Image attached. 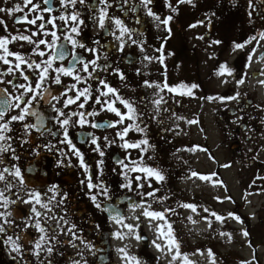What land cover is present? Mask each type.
Returning <instances> with one entry per match:
<instances>
[{"label":"flooded vegetation","instance_id":"1","mask_svg":"<svg viewBox=\"0 0 264 264\" xmlns=\"http://www.w3.org/2000/svg\"><path fill=\"white\" fill-rule=\"evenodd\" d=\"M65 3L67 8L51 0L49 12L43 0H32L40 6L33 12L24 0H0L6 9L0 12V39L10 41L13 53L6 57L9 64L0 62V73L12 69L0 75V111L5 113L0 125L7 122L9 128L0 133L5 137L0 148L6 149L0 151V240L9 256L17 264H163L154 252L153 228L158 227L175 260L187 264L202 242L183 254L185 229L205 222L199 236L213 230L210 237L217 243L221 233L234 234L237 220L245 226L238 233L250 239L255 257L246 261L229 255L225 261L263 264L254 244L262 233L263 207L256 215L242 211L249 209L250 195H264V102L249 96L252 80H261L254 90L264 87V0ZM16 6L22 11L8 15ZM25 18L36 24L15 22ZM18 36L34 43L11 39ZM40 40L46 43L36 48ZM15 55L33 67L22 63L17 70ZM44 61L51 66L41 81ZM225 79L226 106L217 103ZM28 87L34 91L24 95ZM78 92L83 93L79 98ZM18 96L35 99L26 106ZM209 98L215 124L225 135L213 148L203 127V103ZM25 107L35 115L12 121ZM223 150L227 159L220 163L217 154ZM204 155L214 168L210 172L204 171ZM154 172L164 180L157 181ZM224 173L239 180L244 198L240 205L229 195L220 212L202 184L220 179L232 194ZM213 252L218 256L215 247Z\"/></svg>","mask_w":264,"mask_h":264},{"label":"rangeland","instance_id":"2","mask_svg":"<svg viewBox=\"0 0 264 264\" xmlns=\"http://www.w3.org/2000/svg\"><path fill=\"white\" fill-rule=\"evenodd\" d=\"M261 80L258 81H251V85H256ZM223 83V84H222ZM226 79L221 82L220 91H219V98L217 103H223L224 106H226V103L229 101L227 98V91L225 84ZM251 86V90L249 93L250 98L255 99L258 103L264 102V87L260 86L257 87L256 90L253 89ZM232 95V93H230ZM221 96H224V99L221 98ZM215 110L213 107V102L209 99H207L203 103V127L206 129L207 134L209 136L208 142L210 147H215V145L220 142V140L223 139L222 136H225L224 133L221 131V128L218 127L215 122ZM252 134V133H251ZM248 135V134H245ZM264 141V140H263ZM264 144V143H263ZM227 159V151L223 150L220 151L217 154V160L220 163L226 162ZM207 158L204 155V163L203 168L205 172H210L214 168L210 161L208 164L206 163ZM207 173H204V176H206ZM226 184L228 187L230 185L232 186V194H230V190H226L227 188H224V186L221 184V180L218 181L213 180L211 178L206 179L203 181L202 187H203V193L205 196L215 198V201L218 205V209L220 212H224L226 209V206L224 205V201L229 197V195L233 196L235 200L242 205L243 203V190L240 187V183L238 179H231L230 180V174L224 173L223 174ZM233 183V184H231ZM242 184V183H241ZM229 189V188H228ZM264 202V195L260 193H253L250 195V197L247 199L246 208L248 210L242 211L244 213H249L251 215L258 212L259 207H263ZM256 206V208L254 207ZM261 210L262 217L264 218V210ZM254 224H258L259 219L257 217L254 218ZM202 228H207V223H202ZM191 229L187 228L185 231H183V234L181 235V239L185 240L187 244H184L185 247H183V254H190L191 247L195 245V248L202 242V250L200 248H197L196 253L194 252L190 260L187 264H232L230 262L225 261V259H230L229 255H232L231 258L234 260H246L250 261L255 257L254 249L249 247L250 239L245 234L238 233L239 229H242V232L245 229V226L241 225L239 221L235 220V232H223L217 237L218 242L216 243L214 240V237H210V234L213 232L211 230L209 233H206V235L199 236L198 228ZM159 228L154 227L153 233L158 238V241L156 243V249L154 250L155 254L159 256L163 264H182L181 262H177L176 259V252H172V245H169L168 248H166V243L163 239L160 238ZM255 245L258 248L257 252V258L264 264V219L262 224V233L261 235H258V239H255ZM208 246V247H206ZM213 247L217 250L218 256L215 255L213 252ZM185 252V253H184ZM211 254V255H209ZM175 257V259H174ZM189 259V257H187ZM177 262V263H176ZM234 264V263H233Z\"/></svg>","mask_w":264,"mask_h":264},{"label":"snow or ice","instance_id":"3","mask_svg":"<svg viewBox=\"0 0 264 264\" xmlns=\"http://www.w3.org/2000/svg\"><path fill=\"white\" fill-rule=\"evenodd\" d=\"M7 2H8V0H5V3H7ZM43 2H44L45 5H49V7H48L46 10L49 11V12H51V11H52V9H51V7H50V2H51V0H43ZM70 2H71L72 5H75V3L77 2V0H70ZM144 2H145V4H147V3L150 2V0H144ZM80 3H83V0H80ZM180 3H191V0H180ZM30 4H32V0H24V5H25V7H27V6L30 5ZM60 4H61L62 7H65V8H67V6H68V5L65 3V0H60ZM39 7H40L39 5L32 4L31 11L34 12V11H36ZM5 11H6V9H4V8H0V12H5ZM20 11H22V9H21L19 6H16L12 11H9V12H8V15H12L13 12H20ZM148 14H149V15H152L151 11H149ZM37 19H42V17L38 16ZM59 19L63 20V19H65V17H64L63 15H61V16L59 17ZM157 19H159V18L157 17ZM170 19H171V17L168 18V20H170ZM72 20H73V21H76V20H77V17H76V16H73V17H72ZM168 20L163 21V23L167 24V23H168ZM15 22H16V23H25V22H26V23H30V24H32V25H35V24H36V20H35V19H33V20H27L26 18H25L24 20L17 19ZM48 23H49V24H53V26H55V25H54V21H53L52 19H50V20L48 21ZM116 23L119 24V21H116ZM3 24H4V22H3L2 20H0V26H2ZM41 27H42V26H41ZM101 27H103V20H101ZM72 31H73V32H77V29H76V28H73ZM77 34H78V33H77ZM36 35H37L36 32H33V33H32V36H36ZM44 35H48V33H44ZM51 35H52L53 37L56 36L55 32L51 33ZM11 39H12V40H20V39H23V40H26V41H27L28 43H30V44L34 43V41H32V40L30 39V37H27V36L12 37ZM64 39H65V40H68L69 37H68V36H65ZM261 39H264V34H261ZM9 42H10V41H9L8 39H0V51H3L4 54H5L4 56H0V62H3L4 64H9V60L6 58L7 56H13V53H11V52L8 50V47H7V45L9 44ZM45 43H46V42H45L44 40H40L39 42H36V43H35V47H36V48H39L41 44H45ZM52 43L54 44V43H55V40H53ZM72 43H73L74 46L76 45V42H75V41H72ZM80 47H83V45H80ZM36 54H37V55H40V56H44V55H45L44 52H38V53H36ZM14 58H15V60H17V61L20 62V63H17V64L15 65V68H16L17 70H19V69L21 68V64H22V63L26 64L28 68H32V67H33L31 63L25 62V61H24V58L21 57V56H19V55H15ZM59 58H60V59H63V58H64V56H63L62 53H61V55H60ZM73 59H77V58L74 56ZM249 59H251V57H249ZM43 63H45V64L47 65V67H45V68L43 69V72L41 73V81L45 78V77H44V73H46V72L48 71V67L51 66V61H44ZM35 69H36V70H40V65H38V64L35 65ZM84 70L87 71V65H85ZM59 71H60L61 73H63L64 75H71V71H70V70L65 71L64 69H59ZM11 72H12V69L9 68V69H8V73H0V75L10 74ZM21 76H23V73H22V72H21ZM23 78H24L25 80L28 79V77H26V76H24ZM74 79L78 80L79 82H83V81H80V78H79V77H74ZM56 82L59 83V78H57ZM0 83H3V81H0ZM240 83H243V80H241ZM14 87H20V88H23L24 86H23V85H14ZM35 87L38 89V88L41 87V84H40V83H37ZM73 87H75V86L73 85ZM105 87H107V86L105 85ZM169 90L172 91V89H169ZM32 91H34V89L31 88V87H28V88L25 89V93H24V95H26L27 92H32ZM85 91H87V90H85ZM111 91H112V90L109 89V92H111ZM81 95H83V93H79V92H78V93H77V98H79V96H81ZM101 95H104V93H101ZM16 99H17L18 101H22L26 106H29V105H31L32 100L35 99V96H33V97H32L31 99H29V100H23L22 96H18V97H16ZM87 99H88V96H87V95H84V100H85V102H87ZM96 102L99 103V100H97ZM68 103H75V101H74V100H69ZM157 103H159V101H157ZM66 106H67V105H66ZM125 106L128 107V105H125ZM15 107L19 108V107H20L19 103L16 104ZM80 107H84V105L81 104ZM108 110H110V111H115V109L112 108L111 105H109V109H108ZM4 114H5V113H4L3 111H0V119H2V118L4 117ZM27 114L35 115V113H29L27 107H25L24 109H21V115H19L18 117H12V121H16V120L23 121L25 115H27ZM81 115H83V114H81ZM116 115H117V116H120V113H119V112H116ZM129 118H130V117H129ZM121 119L123 120V117H121ZM63 123H64V124H67L68 121L65 120ZM81 123H83V121H81ZM95 126H96V125H93V127H95ZM26 127H31V125L26 126ZM8 130H9V128H8V123H7V122L4 123V124H2V125H0V133H4V132H6V131H8ZM4 139H5V137H4L3 135H0V140H4ZM93 143H95V141H93ZM130 147H136V145H130ZM0 151H6V149L0 148ZM4 172H9V170H8V169H4ZM9 174L12 175L13 173L9 172ZM152 174L156 177L157 181H163V180H164V176L160 175L159 173H155V172H154V173H152ZM14 175L17 176V177L20 176V172H19L18 169L16 170V172L14 173ZM3 179H4V176H3L2 174H0V180H3ZM201 179H206V178H205V177H201ZM90 187H91V186H90ZM2 195H3V192H0V196H2ZM184 207H187V205H184ZM192 210L195 211V208H193ZM145 215H146V216H151L152 218L163 219V216L160 215V214H158V213H148V212H145ZM233 218H235V217H233ZM217 219H221V218H220V217H217ZM209 255H211V254H209ZM174 259H175V257H174Z\"/></svg>","mask_w":264,"mask_h":264},{"label":"water","instance_id":"4","mask_svg":"<svg viewBox=\"0 0 264 264\" xmlns=\"http://www.w3.org/2000/svg\"><path fill=\"white\" fill-rule=\"evenodd\" d=\"M0 264H17L9 256L1 240H0Z\"/></svg>","mask_w":264,"mask_h":264},{"label":"trees","instance_id":"5","mask_svg":"<svg viewBox=\"0 0 264 264\" xmlns=\"http://www.w3.org/2000/svg\"><path fill=\"white\" fill-rule=\"evenodd\" d=\"M239 264H260V263L257 260H255V261H251V262L241 261V262H239Z\"/></svg>","mask_w":264,"mask_h":264}]
</instances>
